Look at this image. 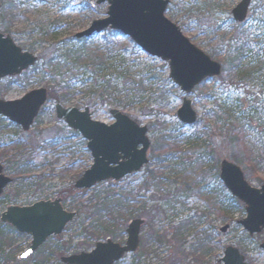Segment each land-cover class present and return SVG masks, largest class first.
<instances>
[{"label": "rangeland", "instance_id": "obj_1", "mask_svg": "<svg viewBox=\"0 0 264 264\" xmlns=\"http://www.w3.org/2000/svg\"><path fill=\"white\" fill-rule=\"evenodd\" d=\"M12 1H15L18 6L20 18L9 34L3 33V24L0 22V34L11 37L21 49L34 45V55L37 57H49L48 52L55 46L71 42L75 35L86 31L94 21L106 18L108 11V4L97 5L98 0ZM241 1L169 0L166 18L178 26L194 46L222 65V81L213 79L204 83L205 88L214 93V96L207 101L202 102L198 92L194 94L195 91L190 95L182 93L180 88L169 79L167 63L147 55L139 48L137 50L132 48L128 38L122 36L113 40L109 48L110 56H108L112 58L105 68L101 67L95 72L84 70L85 75H75L71 77V80L68 76L64 78V83L68 84L67 81H70L69 95L72 97L70 107L77 106L80 110L89 109L94 121L106 125L114 123L110 115V111L114 109L148 129L154 123L160 122L165 127L164 131L162 130L163 133L161 129L156 134L149 131V155L155 137L165 133L166 136L177 139L182 148L181 155L187 154L194 163L193 169L188 174L199 184L200 196L197 195L198 193L192 196L181 193L172 200L170 206L164 207L166 214H160V218L155 216L152 219L144 216L148 226L143 229L141 239H144V246L152 247V251L144 258H140L139 262L135 258L139 253L137 251L133 255L126 256L118 264H133V262L136 264H223L221 259L229 246L238 249L245 257L247 264H264V250L261 249L264 233L250 237L243 230L239 222L246 217L245 210L240 211L230 202V194L220 181V163L223 160L232 162L233 155L239 158L241 150H234L219 134L221 126H216L215 117H210L201 125L196 123L193 126H186L180 123L177 116L184 97H187L192 101L199 119L209 112L218 113L221 118H241L243 121L248 119L250 122L249 125L246 124L244 131L245 146L254 153L264 155V0H252L249 16L242 30L237 29L236 24L230 20L232 10ZM2 15L3 8L0 11V21ZM44 35H47L48 42L39 43ZM241 35H245L251 46L249 45L250 47L238 55L240 41L234 40V37L240 38ZM76 47L81 50L79 57H83L88 62L92 57L100 55V52L107 48V44L100 35L90 43L76 44ZM230 61L235 62L233 67H227V62ZM123 75L128 80L131 78L132 81L143 82L137 100L129 108H125L122 104L116 105L112 97L102 98L106 82L110 80V77L116 78L112 81V91H108L113 94L117 90L118 79ZM20 81L0 100H19L32 91L45 88L50 80L48 77L33 75L27 71L20 76ZM53 110L52 104L43 108L39 123H35L30 132L26 133V138L21 136V129L18 126L0 117V122L5 120L6 126V129L0 133V164L4 166L5 175L13 179V183L7 188L0 202V216L11 205L27 206L39 201L62 198L60 193L74 186L78 180L77 175H83L93 165L91 154L87 151L86 142L81 136L65 143H57L50 148L53 132L56 129L67 128L63 122L57 120ZM252 122L257 129L250 126ZM206 124L214 128V137L206 135L207 130L203 127ZM196 134L202 135L200 145L203 148L210 146L215 148L216 155L213 159L205 158L203 162H196L199 156L192 154V145L188 141ZM35 136H38L35 140L36 144L24 150V159L32 162V168L22 177L24 180L19 187L20 180L14 181V172L5 169L7 165L5 158L1 155L5 150H11L12 146L27 145L26 141ZM41 145H47L49 148H40ZM20 153L14 152L13 155H20ZM18 160L21 161V159ZM217 164L219 173L216 170ZM239 167L243 170L241 166ZM188 174H182L179 170L177 173L167 170L170 182L175 179L181 180V177H186ZM146 175L145 167L141 172L120 182L102 183L86 194L76 197L74 207L68 210L76 212V208H81L82 211H87L86 208L90 207L91 201L95 202L98 197H104L111 190L132 192V207L135 209L141 207L140 203L152 206L153 203L150 200L153 193L140 190ZM252 177L258 178L259 181L248 182L253 187L260 188L263 185L260 181L264 182V165H261L257 174ZM18 188L21 189L18 190ZM164 189L173 192L175 186L165 185ZM17 191L20 195L16 194ZM208 199H212L211 204L208 203ZM129 223L130 221L124 223L122 227H125L124 242ZM88 225L90 226L91 223L86 220L85 214L80 217L77 215L75 221L61 236L64 241L71 244L69 256L87 251L82 247L86 245L88 248L90 242L87 235L82 232V226ZM226 227L228 229L223 233L221 230ZM179 228H182L181 239L185 241L182 260L177 259L176 251L172 246L157 248L146 236L147 232L153 229L161 234L168 233L170 239ZM31 241L30 237L27 240L14 235L12 237L14 246L10 249V256L19 257L29 248ZM54 244L50 243L44 254L36 255L35 259L38 263L43 261L46 264L54 263L52 254L55 249ZM7 253H9L8 250L5 251V255ZM0 264L14 263L5 260L2 256Z\"/></svg>", "mask_w": 264, "mask_h": 264}, {"label": "water", "instance_id": "obj_2", "mask_svg": "<svg viewBox=\"0 0 264 264\" xmlns=\"http://www.w3.org/2000/svg\"><path fill=\"white\" fill-rule=\"evenodd\" d=\"M89 1V0H87ZM252 0H242L231 12L230 19L237 25L247 21ZM108 4L107 17L94 21L77 40L102 35L107 30L117 31L131 39L147 55L160 59L169 66V78L182 93L190 95L208 79L222 75V65L194 46L180 28L165 16L169 0H98ZM2 5L0 3V10ZM38 57L17 46L11 37L0 34V82L21 76L36 66ZM48 102L45 88L32 91L16 101L0 100V117L29 132L41 109ZM56 117L87 142L93 165L74 185L78 191H89L101 183L119 182L139 173L149 164V129L124 115L110 111L112 125L94 121L89 109L64 108L57 105ZM178 120L193 126L198 115L192 101L184 97ZM220 181L228 193L245 207L246 217L239 222L250 237L264 232V185L253 187L242 169L228 160L220 165ZM13 180L4 175L0 165V197ZM75 212L64 209L61 199L42 201L30 207L10 206L2 213L0 222L29 236V248L20 255L23 261L31 258L50 238L60 237L76 218ZM145 221L135 219L126 229L125 244L112 240L98 242L90 252L61 258L62 264H117L125 256L135 254L141 242ZM228 227L221 231L225 233ZM264 250V242L261 244ZM223 264H247L245 257L234 247H227Z\"/></svg>", "mask_w": 264, "mask_h": 264}, {"label": "trees", "instance_id": "obj_3", "mask_svg": "<svg viewBox=\"0 0 264 264\" xmlns=\"http://www.w3.org/2000/svg\"><path fill=\"white\" fill-rule=\"evenodd\" d=\"M3 15L1 18V24H3L2 31L4 34L11 33V29L18 23L20 15L18 14V6L15 1L12 0H1ZM242 25H236L237 29H241L244 27ZM244 33V32H242ZM241 33V34H242ZM245 34V33H244ZM100 35H96L90 39L76 40L71 39V42L63 43L62 46H55L51 51L48 52L49 57L41 56L39 57L38 64L30 69L28 73L33 75H41L43 77L49 78V83L45 86V89L48 91V104H52L53 106L61 105L63 107H67L71 103L72 97L69 95V83H64V78L66 76L74 77L75 75H85V71L95 72L97 69L101 67H106L110 58V47L113 44V40H116L119 37H124L121 33L117 31L107 30L102 35V40L106 42L107 48L100 52V55L97 57H92L91 60L85 61L83 57H79L81 54V50L76 47V44H88L95 37H99ZM243 36V38H242ZM245 35H241L239 37H234V40H239L240 48L237 50V54L240 55L242 52L250 47L251 45L247 42ZM126 38V37H124ZM241 39V40H240ZM132 48L138 49V47L128 39ZM48 42L47 35L42 36V39L39 43ZM74 44V45H73ZM250 45V46H249ZM23 51L34 54V45L25 46L22 48ZM239 57H237L238 59ZM236 61V58L234 59ZM235 64L234 61L227 62V67H233ZM85 70V71H84ZM24 74V73H23ZM26 74V72H25ZM69 79V78H68ZM114 76L110 77V80L106 82V87L102 93V98L112 97L114 99V103L116 105H123L125 108H129L132 106L134 101H136L138 94L140 93V89L143 86V82L132 81L133 79L129 78L128 80L124 75L118 79V86L115 93H108V91H112L111 85L112 81H114ZM222 76L215 80L222 81ZM210 81V80H207ZM205 81V82H207ZM225 81V80H224ZM20 77L14 79H5L0 83V98H4L12 87L18 83H20ZM204 82V83H205ZM200 85L196 88L194 94L198 92V97L202 102L211 99L214 96V93L211 90H207L205 88V84ZM77 107V106H74ZM78 108V107H77ZM52 112H55L54 110ZM213 114V115H212ZM210 117H215L216 126H221L219 129V134L226 140L230 146L234 149H240L241 155L238 158L233 155L231 160L238 166L243 168V171L246 175L247 181H259L258 178L252 177V175H256L259 167L264 165V155L259 153H254L252 150H249L245 146L244 142V131L246 128V124L249 125V120L244 121L239 119H232L230 117H219L218 113L209 112L202 119H198L197 124L201 125L203 122L208 121ZM40 116L36 119L35 123H39ZM5 120L0 122V133H2L6 126L4 124ZM250 126L253 129H257L255 124L252 122ZM203 127L207 130L206 135L209 137H214L213 131L214 128L210 124H206ZM161 129V131L165 129L164 125L160 122L154 123L150 126V133L156 134L157 131ZM162 131V133H163ZM21 136L26 138V133L20 130ZM161 133V134H162ZM159 137H155L153 146L151 148L150 154V163L146 167L147 175L140 187V190L144 192H152L153 196L150 202L153 203L152 206H148L146 203L142 204L140 208L135 209L132 207V192H125L124 190L114 191L111 190L109 193L105 194L104 197H98V199L93 202L91 201L90 207L86 208L87 211H82L81 208H76V212L78 217L82 214H85L86 220L91 223V225L85 227L82 226V232L89 238L90 242L88 248L86 245H83V250L92 249L97 242H100L102 239L113 240L114 242L123 243L124 239V223L131 222L135 219H144V216H149L154 219L156 216L160 218V214L165 212L164 207L170 206L172 200L177 198L179 194H185L187 196H192L196 193L199 195V187L198 183L195 182L191 177H189L188 172L193 169L192 159L188 158V155H181L182 148L179 146L177 139L174 137L166 136L165 133ZM20 136V137H21ZM21 137V140L23 138ZM79 137V134L71 131L67 128L65 129H56L53 132L52 136V145L50 148H53L57 143H65L71 141L72 138ZM38 139V136L33 137L31 140H27V145L23 147L12 146L11 150H5L2 153V157L5 158V163L7 167L6 170H12L14 172V181L20 180V186H22V179L27 173L30 172L32 168V162L28 159H24V150L27 147H33L35 145V140ZM202 139L201 134H196L194 137L190 138L188 141L192 145L194 156H199L196 162H203L205 158H214L216 155V151L214 147L203 148L200 145V141ZM45 144V143H44ZM85 145V142H84ZM22 148V149H21ZM40 148L48 149L49 146L41 145ZM14 152H21L20 155H13ZM12 154V155H11ZM18 159H21L18 160ZM167 170L173 171V173H177V170L181 171L182 174L187 173L186 177H181V180L175 179L173 182H170L167 177ZM217 173H219L218 164H217ZM82 175H77L78 179ZM261 184L264 185V182L260 181ZM108 184H113V182H107ZM166 183V184H165ZM165 185L175 186V190L173 192L164 189ZM113 186V185H112ZM21 188H18L20 190ZM224 189V188H223ZM225 191V189H224ZM88 191H77L74 186H71L69 190L62 191L60 196L63 198V205L66 209L73 208V203L76 202V197L86 194ZM17 195H20V192H16ZM200 196V195H199ZM205 197V196H203ZM2 198H0L1 202ZM229 200L231 203L236 205L240 211L245 210L244 205L240 203L238 200L229 196ZM208 203H212V199L207 200ZM163 207V208H162ZM70 211V210H69ZM123 222V224H122ZM147 221L144 229L147 227ZM182 228L177 229L176 234L173 235L169 239V234H161L159 231H155L151 229L147 232V238L153 243L157 248L170 247L175 249L177 259L182 260L185 241L182 240L181 236ZM17 236L20 239H29L26 235L18 234L13 228L7 225H3L0 223V258L2 256L5 257V260H10L14 264H46L38 263L35 259L36 255L44 254V251L50 246V243L54 244V252L52 253L54 256V263L52 264H62L61 258L68 255L71 251V244L64 241L63 237L59 238H51L48 242L29 260L21 261L19 257L10 256V249L14 246L12 242V237ZM105 240V241H106ZM8 250L9 253L5 255V251ZM152 251V247L144 246V239H141V245L138 250V254L135 257L139 262L140 258H144L146 254ZM49 264V263H47ZM133 264H136L133 262Z\"/></svg>", "mask_w": 264, "mask_h": 264}, {"label": "flooded vegetation", "instance_id": "obj_4", "mask_svg": "<svg viewBox=\"0 0 264 264\" xmlns=\"http://www.w3.org/2000/svg\"><path fill=\"white\" fill-rule=\"evenodd\" d=\"M3 196H1L0 198H2Z\"/></svg>", "mask_w": 264, "mask_h": 264}]
</instances>
